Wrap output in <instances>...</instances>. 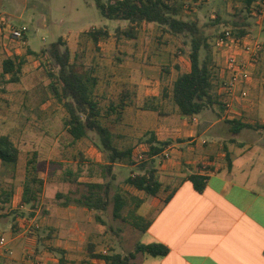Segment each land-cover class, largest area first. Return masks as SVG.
<instances>
[{
	"label": "rangeland",
	"instance_id": "rangeland-1",
	"mask_svg": "<svg viewBox=\"0 0 264 264\" xmlns=\"http://www.w3.org/2000/svg\"><path fill=\"white\" fill-rule=\"evenodd\" d=\"M168 2L180 4L183 17L187 19L197 17V24L202 29L207 43L200 51V59L209 62L214 78L217 57L223 56L220 54V47L215 44L216 39L226 29L231 30L232 34L239 38L237 28L228 21L236 18L238 9L231 7V0H168ZM254 2L257 3L250 9H243V14L253 24L259 25V22L254 23L255 20H259L264 26V6L260 4V0ZM1 18L16 28L24 26L26 30L25 44L17 43L19 45L15 47L20 49L24 57L18 80L10 81L12 73L7 74L8 79L0 73V132L8 133L18 148V159L15 164L0 161V202L5 205V209L8 200L13 199L17 207L9 211V214L0 215V220H3L5 215L14 213L13 217H25L23 225L26 224L21 225V228H24L29 224L27 219H34L29 226L30 237L27 232L24 238L29 243L36 240L37 251L56 250L53 246L44 245L45 238L62 240L61 230L72 226L75 227L72 238L80 240L84 246L93 241L95 246L100 245L106 248L107 252L115 250L126 254L133 251L136 244L147 242V236L143 233L146 220L138 218L135 221L130 213L137 202L130 194L131 188L124 182L130 168L111 165L107 171L105 168L108 161L107 152H104L102 157L98 153H92V162L83 164L76 162L77 157L81 158L73 147H69L71 139L63 126L66 111L56 101L49 85L51 82L49 72L56 73V70L48 53L44 51L49 49L51 43L61 38V49H69L70 61L79 71L94 76L97 84H106V88L109 84H117L115 88L118 94L117 91L113 92L114 95L110 97L116 106L114 108H117L116 113L108 109V99L100 97L99 90L94 88V95L100 100L102 112L100 119L102 124L111 130L114 145L130 147L132 153L128 161L135 163L134 170L140 173V165L145 161L148 163L150 156L147 154L149 150L144 147L147 135L142 134L144 128L138 120L136 123L126 120V114L123 113L124 102L131 100L132 94L129 89L127 94L120 93L119 88H125L126 85L123 84H144L143 78L149 79L148 84H157L159 79L157 70L144 72L141 64L157 66L160 60H167L166 57L159 56L161 54L159 51L167 49L170 60L176 56L182 60L189 59L187 52L190 37L187 35L177 37L155 23H143L138 28L137 39L124 35L116 38V28H125L128 25L127 21L103 16L96 7L95 0H0ZM98 28L106 30L107 34L100 35L95 41L88 31ZM253 30H249V36L255 40L258 32L256 29ZM262 39L263 37L259 42ZM259 42L252 41L251 44L257 43L260 46ZM179 44L182 47H179ZM182 48L185 53L178 57L177 50ZM261 69L263 73L261 70L256 73L257 78L264 77V70ZM164 82L170 83V79H165ZM8 94H11V97ZM74 144V148L76 145L84 149L94 145L100 148L98 136L93 131H88L87 137ZM33 152H36V174L42 179L39 201L34 208L24 204L20 198L26 176V160ZM97 180L108 183L107 205L101 211L84 208L78 202L86 191L87 181ZM171 184L164 189H171ZM168 190H162V195L165 196ZM114 192L128 196L122 213L129 212L127 217L121 219L122 221L119 219L116 221L112 213ZM99 217L104 222L101 230L96 226ZM87 220L90 224H87ZM127 220L129 224L125 223ZM119 227L124 230L123 234L117 230ZM26 250L34 251L35 248L25 247ZM15 253L19 255L17 249ZM158 258L157 255L137 252L132 261L134 264H156Z\"/></svg>",
	"mask_w": 264,
	"mask_h": 264
},
{
	"label": "crops",
	"instance_id": "crops-1",
	"mask_svg": "<svg viewBox=\"0 0 264 264\" xmlns=\"http://www.w3.org/2000/svg\"><path fill=\"white\" fill-rule=\"evenodd\" d=\"M231 1V7L238 10L245 8L243 0ZM254 1L248 9L257 3ZM234 20L240 22L238 17ZM234 20L228 21L233 24ZM242 22L247 24L245 32L239 36L243 46L252 41L259 42L263 37L259 42L260 49L252 56L244 48H220L223 56L217 57L215 77L211 80L209 91L212 103L198 114L181 115L173 103L172 82L179 73L189 70L190 62L177 56L170 60L168 49L159 51V56L167 60H160L157 66L141 64L144 72L157 70V84H148L149 79L143 78L144 84H123L126 87L119 88L120 93L127 94L129 89L132 94V99L124 102L123 113L126 120L134 123L138 120L144 128L142 134L147 135L145 149L149 150L150 145H158L159 142L170 141L161 151L148 158L147 168L155 170V179L161 183L156 195H148L125 183L131 188L130 194L137 199L135 207L130 210L133 220H146L143 233L147 236V242L144 244L159 242L168 248L166 254L158 256L156 264H264V77H256L261 68L264 70V26L259 20L254 22H259V25L253 24L249 18ZM253 29L258 32L255 40L249 36V30ZM18 45L0 36V73L6 79L8 73H3L2 61L6 57L22 56L20 49L15 48ZM179 47L182 45L179 44ZM229 51L251 74L243 84L248 95L241 101L237 98L238 90H235V97H230L224 89L228 77L225 60ZM183 52V48L177 50L178 57ZM165 79H170V83H165ZM116 85L109 84L108 88L106 84L95 85L100 97L108 99V109L115 113L117 108H114L110 97L116 91L118 94ZM8 95L11 97V94ZM97 100L100 101L99 98ZM241 124L244 126L240 127ZM0 135L8 133L2 131ZM69 147H73L80 156L81 159L76 158L79 164L92 162V153H98L101 157L104 154L96 145L87 149L77 145L74 148L75 144L70 140ZM115 147L119 150L130 149ZM112 165L129 167V175L138 173L134 170L135 163L129 161H116ZM143 172L141 170L140 173ZM194 173L206 178L201 191H197L189 179ZM87 182L103 183L99 180ZM169 184L171 189H164ZM162 190H168L165 196ZM115 195L122 198L125 207L128 196L114 192L113 207ZM0 203V207H3L0 215L9 214V211L17 208L13 199L8 200L5 209V205ZM122 209L115 217L116 221L127 217L129 211L123 214ZM13 215H5L8 219L0 220V236L5 238V245L0 246V264H35L37 261L42 264H104L103 260L91 254L107 253V249L95 246L93 241L84 246L80 240H74V226L61 230L62 240L45 238L44 245L53 246L57 252L46 249L37 251L38 242L34 240L29 243L24 238L34 219H27L29 224L21 228L25 217ZM98 220L96 226L101 230L104 222L100 217ZM125 223L130 222L127 220ZM87 224L90 221L87 220ZM117 230L120 234L124 233L121 227ZM32 246L35 252L26 250L33 256L31 262L25 260L24 254L25 247Z\"/></svg>",
	"mask_w": 264,
	"mask_h": 264
},
{
	"label": "trees",
	"instance_id": "trees-1",
	"mask_svg": "<svg viewBox=\"0 0 264 264\" xmlns=\"http://www.w3.org/2000/svg\"><path fill=\"white\" fill-rule=\"evenodd\" d=\"M245 9L254 0H243ZM95 5L100 13L110 19L126 20L125 28H116L115 35H121L135 39L138 36V28L143 23H155L174 36H189L190 45L188 58L190 67L188 71L179 73L172 82V100L178 112L184 116H191L201 112L212 103L210 94L212 71L209 62L200 59V51L207 46L205 35L197 24V17L187 19L181 15V5L169 3L168 0H95ZM240 12V13H239ZM235 17L240 22L233 21L238 35L245 32L247 24L242 21L246 18L243 9H239ZM93 40H97L106 30H89ZM62 40L58 38L51 43L47 51L51 64L56 73H50L51 91L66 111L63 126L70 137L71 142L88 136V131L97 134L100 149L107 152L108 163L105 168L110 170L112 163L116 161H128L131 150H119L112 141L109 128L101 122V108L99 101L94 95L97 80L94 76L79 71L76 65L70 61L68 48L61 49ZM33 52H29L31 54ZM23 56L6 57L2 61L3 73H12L10 81L18 80V73L23 65ZM235 124L236 122L229 121ZM239 125V124H238ZM244 125L241 124L240 127ZM166 142L158 145H150L148 155H155L162 150ZM146 154V155H147ZM18 159V148L8 135H0V161L6 164H15ZM147 162L140 165L143 173L128 175L124 182L148 195H156L161 188V183L155 179V170L147 168ZM201 168V167H200ZM203 169V168H202ZM25 180L21 194V201L29 204L32 208L39 201L42 179L37 176L36 152L26 160ZM194 188L201 191L204 188L206 178L200 174L189 176ZM86 191L78 199L81 206L92 210H103L107 205L108 183L87 182ZM124 202L119 195L114 196L113 215L119 216V211ZM168 248L159 243L136 244L133 251L126 254L110 250L107 253H92V257L101 259L104 264H134L132 261L137 252L148 253L154 256H163Z\"/></svg>",
	"mask_w": 264,
	"mask_h": 264
},
{
	"label": "built area",
	"instance_id": "built-area-1",
	"mask_svg": "<svg viewBox=\"0 0 264 264\" xmlns=\"http://www.w3.org/2000/svg\"><path fill=\"white\" fill-rule=\"evenodd\" d=\"M260 4L264 6V0H260ZM26 28L22 26L21 28H16L7 22L5 19H0V36L7 38L10 41L16 43L25 44L24 31ZM216 46L220 48H226L230 50L232 47L244 48L250 55L254 56L259 50L260 46L255 44H245L243 46L240 38L234 36L231 30L226 29L222 32V35L216 39ZM225 69L228 71V77L224 82V89L230 97H235V90H238L239 100H243L247 97L248 92L244 87L249 78L250 72L246 66L243 65L241 61L237 59L235 54L231 51L228 52L225 60ZM203 170H206V167H203ZM31 235V229L28 230V236ZM5 245V238L0 236V246ZM25 260L33 261V256L29 251H25ZM35 264H42L40 261H37Z\"/></svg>",
	"mask_w": 264,
	"mask_h": 264
}]
</instances>
